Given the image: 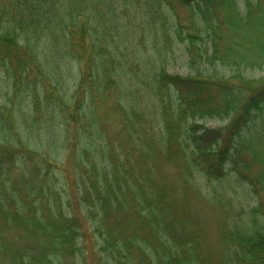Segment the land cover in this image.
<instances>
[{"label": "trees", "instance_id": "1", "mask_svg": "<svg viewBox=\"0 0 264 264\" xmlns=\"http://www.w3.org/2000/svg\"><path fill=\"white\" fill-rule=\"evenodd\" d=\"M176 2L191 11L186 25L176 12ZM221 2L236 10L218 18L216 9ZM128 14L130 19H150L153 29L163 38L161 51L169 54L179 47L175 41L183 43L191 67L196 70L193 76L173 75L167 73L162 62L149 69V88L168 95L164 103L168 114L158 130L160 134L153 136L159 129L155 128L152 134L147 131V140L138 138L142 142L137 148L141 156L156 153L158 146L169 148L172 139L178 141L191 183L195 171L222 179L228 173L229 160L237 174H243L250 166L242 156L264 147V135L258 138L252 133L264 126V75L255 77L247 71L262 69L264 65V0H244L243 6L237 0H0V67L12 78L15 95L18 79L29 77L32 68H45L49 75L52 70L48 66L55 67L60 62L56 57L71 53L82 69L84 65L87 68L83 69L80 83L91 85L89 110L84 115L80 112L82 106L74 108V97L66 99V91L57 94L48 89L49 84L41 91L44 93L34 89L28 101L31 106L36 104L37 110L42 105L45 110L52 109L54 115L60 112L65 116V125H71L53 130L62 143L69 144L64 165L71 167V173L60 169L57 172L58 165L47 155L44 160L37 158L41 160L39 165L30 168V161L36 157L29 155V148L20 146L21 140L26 141L25 136L13 133L14 123L0 110L1 186L7 183L4 189L13 195L20 190L11 178L4 179L11 174L8 167L20 161L28 197L41 199L35 204L15 196L6 202L0 192V264H210L221 248L223 264H264V224L258 219L262 214L260 198H256L259 204L249 212V222H226L215 242L218 248L203 251L202 222L206 224L207 220L199 214L186 190L172 202L153 162L148 163V177L144 179L122 183V176L117 175L115 167L121 164L117 157L125 152L116 147L109 154L113 143L99 133L102 113L97 102L98 97H112L117 90L121 99L130 91L126 85L133 67L119 58L114 45L121 40L119 36L123 37L120 32L125 27L117 19ZM222 20L232 27L230 33L220 30ZM218 34L227 35L239 48L227 46L225 55H218ZM218 60L234 65L230 76L207 73L200 67ZM12 65L18 71L17 80ZM138 75L142 80L147 72L143 70ZM103 78H107L105 84L98 85ZM35 83L38 84L37 79ZM3 96L5 102L13 98L10 91ZM124 105L120 104L125 111ZM214 116L229 118V124L215 129V136L204 125L207 118ZM200 120L203 121L199 123ZM82 126L88 129V135ZM133 127L138 129L136 123ZM249 128L251 135L246 136ZM219 131L229 136L223 146ZM242 132L243 139L235 141L234 137ZM204 137L207 141L203 145ZM213 155L218 158L213 159ZM30 173L41 177L28 179ZM257 178V182L254 178L249 181L256 193L264 191V173ZM56 185L52 199L50 190ZM73 190L81 204L80 213L69 197ZM80 216L86 217V226ZM18 227L27 235L18 243L25 242L28 247L24 249H13L11 240L4 241L6 228Z\"/></svg>", "mask_w": 264, "mask_h": 264}, {"label": "rangeland", "instance_id": "2", "mask_svg": "<svg viewBox=\"0 0 264 264\" xmlns=\"http://www.w3.org/2000/svg\"><path fill=\"white\" fill-rule=\"evenodd\" d=\"M3 1L5 2L7 0ZM237 1L242 4V6L244 5V0ZM12 3L13 2H8L7 4L12 5ZM175 4V9L181 18V22L186 25L191 15L190 9L179 2H176ZM235 10L234 7L227 8V5L221 2L217 5L216 15L218 18H221L229 11L234 12ZM129 17L130 15L128 14L123 15V19H117L120 22L122 21L123 25L125 23V27H122L123 30L120 32V35H123V37L119 36V29L115 33L121 40L118 39V42H115L116 44L114 45L118 47L117 52L119 53V58L128 61L131 67H133L134 71H130L127 82L128 84L126 85L130 87V91L128 92V95H124L122 99L119 95L120 90H117L115 94L109 98L98 97L97 106L98 108H101L102 113V118L98 124L100 129L99 133L113 143V148L109 149V154L113 150H116V147L121 152H125V154H120V156L117 157L121 164L115 167L116 172L118 173L117 175H120V177L122 176V183L134 182L135 178L144 179L145 177H148L146 167L149 162H153L154 167L161 172L162 177L164 178V183L166 184L164 191H167L168 196H171L172 202H175L173 199L179 197L178 195L186 190V193H189L188 198L192 199L193 205L198 207L199 214L203 215L207 220L206 224L202 222L204 227V233L202 232L201 235L204 236L201 240L203 251L209 250V248L216 250L218 247L215 246V244H217L215 242L218 241V235L222 232L221 228L224 224L232 221H236L235 223H243L244 221L249 222V212L251 208L255 206L256 203L259 204V202H256V198L262 200L259 204L262 214L258 219L260 223L264 224V191L262 189L258 190L256 193V191L252 189L250 183L253 178L257 182L258 175H263L264 173V147L261 145V148L257 149L258 151L254 150L253 154L247 152L244 154V158L242 156V159H245L250 166V170H243V174L238 175L236 172L237 170L233 168L232 163L229 162V160L227 164L228 173L222 179H219L216 176L208 177L195 171L193 179L190 180L191 183L186 177L183 158L180 156L181 153L179 151L180 143L178 141L172 139L169 142V148L158 146V151L156 153L144 154V157L143 155L141 156V150L137 148H141L140 144H142V142L138 138L147 140V131L152 134L155 132V128L159 129H156L157 132L153 136L158 133L160 134L158 130L161 131L164 118L168 114L165 111L167 108L166 106L164 109V103H167V100L165 99L168 98V95L162 96L159 91L149 88V82L152 81L150 76L152 73L149 74V69L152 65H155V63L162 62L165 63V67L168 69L167 73L173 75L180 74L186 76L190 74L193 76L195 75L196 70L191 67L186 53L187 50H185L183 43L175 41L176 47H179H177L174 52L172 51L167 54V51H161L163 38H160L158 36L159 34L153 29L150 19H130ZM88 20L90 21V19ZM220 22V30L225 33H230L232 27L229 26L225 20ZM218 35V55L224 56L227 52V46H234V48L237 49V42H234V40L231 42L225 34ZM113 36H109V38ZM109 41H112V39H109ZM63 56L61 57L59 55V57H56L60 62L64 58L62 63L59 62L60 64H55V67L48 66L52 70L49 72V75L51 76L47 75L45 68H41V71L32 68L29 77L19 80L18 71L15 70L12 65V72L14 73L16 80L18 79L19 81L17 85V95L14 93L16 86L11 85L12 78L8 75L4 67H0V110L5 116H7V119L14 123V128L12 129L13 133L18 135L17 133L20 132L25 136L26 141L21 140L20 146H22V148H29L26 149L29 151V155L36 157L34 160L30 161V168H36V165H39L41 160H44V158L49 156V158L54 160L52 162L55 165H58L57 172L60 169L61 172L71 173V167L64 165L68 157L69 144H66L68 142L65 144L62 143L60 136L53 133L54 129H60L62 127L66 128V126L71 127V125H65V116L60 112H57V114L54 115L52 114V109L48 110L47 108L45 110L41 105L37 110L35 108L36 104L32 103L33 105L31 106L28 103L33 97L34 89L38 90V92L40 91V93H44L45 91H41L45 90L46 85L49 84L48 89H51L57 94L59 92L60 94L63 92L65 94L66 91V99L70 100L74 97L76 100L74 108L78 109L82 106L80 112H83V115L86 110H89L88 99L91 85H89V82L85 84L80 83L82 72L84 73L83 69L87 68L84 65L82 69L80 62L76 59L73 53L65 55V57ZM165 56L174 57H169V59H171L169 60L164 58ZM219 58L220 57L217 59ZM86 64L89 67V64ZM233 66L234 65L232 64H223L221 60L211 63L205 62L200 65V67H203V70L207 73L217 74L218 76H230V74L233 73ZM114 69L116 71L118 70L117 67ZM143 70H146L147 76L143 75V79L141 80V78H137L139 77V75L137 76V73H143ZM247 71L249 74L252 73L253 76L255 75V77H260L264 75V65L262 69L255 68L252 70L251 68H248ZM34 78L38 80V84L35 83ZM106 80L107 78H103V81L98 85L101 86L102 84H105ZM146 85H148V87H146ZM139 88H142V90H138ZM8 91L12 92L13 98L8 100V102H5L3 95L7 94ZM77 91H79L78 95H76ZM122 102H124V106H126L125 111L121 109L120 104H122ZM21 107L23 111L21 110ZM168 107L171 111L170 106ZM202 121L203 120H200L199 123ZM228 122L229 118L220 119V117L214 116L207 118L204 121V125L211 131V135L215 136V129L221 130L224 125L229 124ZM133 123L138 125V129L133 127ZM258 127L259 128L253 130V132L249 128L246 136L249 134L251 135L252 132L255 134V137L262 138L264 135V126ZM82 129L84 133L88 135V129H85L83 126ZM50 132L52 134H50ZM43 135L46 136L45 139L43 138ZM218 137L221 138L219 139L220 146L229 142V140L226 139L229 136L227 134L224 135L221 131H219ZM242 137L243 132L241 135H236L234 140L237 141L243 139ZM150 138L151 135H149V139ZM202 140L204 145L207 140L205 137L202 138ZM6 144L13 146L12 143ZM182 144L187 145V142H182ZM213 146H215V144H213ZM214 149L218 150V148ZM215 158H218V156L213 155V159ZM109 159L112 160V157ZM21 167H23V164L20 161H15L14 167H8L11 174L5 175L4 177L5 180L11 178L13 183H18L20 190L14 195L4 189L8 185L7 183L4 186H1L3 182L0 176V192L3 199L6 202L8 200L13 201L14 197L17 196V199L21 198L22 201H26L27 203L36 204L41 202L40 198L34 201L33 198L28 197V188H25L26 183H22L23 180L26 182V178L23 175V171L20 169ZM247 173H249V175ZM93 176L95 177L94 173ZM27 177L30 179L41 176L30 173ZM58 185L60 186V184ZM58 185L52 187L50 190V196L52 199H54L53 190L58 187ZM14 187L17 188V185ZM65 194L69 195L67 192ZM65 194L64 196L66 197ZM70 196L72 197L70 199L77 213H80L78 208H81V204L77 199L74 190L69 197ZM13 203L15 204L16 201ZM188 204L189 203L186 202V205ZM80 217L82 218V216ZM84 217L82 218V221L84 226H86L87 224H85V221L87 219ZM3 237L4 241L7 243L11 240V243L9 242V244L13 249H24L25 247H28L25 242L18 244L23 238L27 237L25 231L21 227L16 229L6 228ZM13 254L15 255L14 251ZM221 256L222 248L212 256L210 264H223L224 261L221 262L220 260L222 258ZM5 261L8 260H4L3 262Z\"/></svg>", "mask_w": 264, "mask_h": 264}]
</instances>
